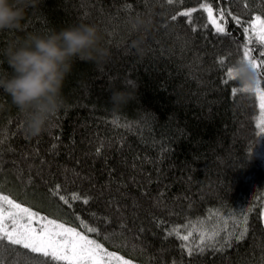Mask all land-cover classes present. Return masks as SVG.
Wrapping results in <instances>:
<instances>
[{"label": "trees", "instance_id": "1", "mask_svg": "<svg viewBox=\"0 0 264 264\" xmlns=\"http://www.w3.org/2000/svg\"><path fill=\"white\" fill-rule=\"evenodd\" d=\"M218 8L232 16L221 19ZM138 14L153 18L150 29L136 30ZM257 15L264 19V0H39L21 32L0 33V48L26 32L92 23L111 58L75 63L66 106L39 137L25 133L0 89V194L77 230L97 228L90 238L130 264H264L260 100L228 76ZM138 38L142 52L132 47ZM248 47L261 59L264 46ZM9 71L0 57V73ZM259 79L264 90V71ZM115 90L132 98L115 106ZM47 260L0 245L2 264Z\"/></svg>", "mask_w": 264, "mask_h": 264}, {"label": "clouds", "instance_id": "2", "mask_svg": "<svg viewBox=\"0 0 264 264\" xmlns=\"http://www.w3.org/2000/svg\"><path fill=\"white\" fill-rule=\"evenodd\" d=\"M39 0H0V33L21 32L28 9L35 8ZM136 30H148L153 18L138 14ZM106 34L92 23H79L59 30L26 32L9 40L0 48L10 71L0 73V89L15 107L26 134L35 138L49 130L54 118L66 106V81L77 61L92 62L100 66L111 58L105 46ZM144 40L138 38L132 47L143 51ZM233 73L242 89H254L259 72L247 59L233 67ZM132 95L115 90L111 102L115 106L126 104Z\"/></svg>", "mask_w": 264, "mask_h": 264}, {"label": "snow or ice", "instance_id": "3", "mask_svg": "<svg viewBox=\"0 0 264 264\" xmlns=\"http://www.w3.org/2000/svg\"><path fill=\"white\" fill-rule=\"evenodd\" d=\"M171 2V0H169ZM201 7L208 13L211 23L216 26L217 32L223 33L225 29L212 18L213 9L210 4H202ZM190 16V12L180 13ZM232 16L230 10L218 8V15L221 19L225 15ZM236 19V17H232ZM173 20L176 16L172 17ZM195 30V29H194ZM248 35L247 41L243 46L242 59H247L253 67L260 73L264 71V47L257 53L261 59L252 56V50L248 44L258 42L264 46V19L260 15L255 16V20L245 28ZM233 67L228 72L229 77H235ZM245 93H254L260 100L261 115L258 126L264 134V90L260 87V79L257 80L254 89H241ZM59 186H57L58 192ZM65 204L69 201L64 196L59 197ZM73 200L81 199L78 195L72 196ZM87 203V199L83 200ZM247 219L244 218L242 231L236 236V240L243 239L248 229L246 227ZM77 227H69L64 223H59L55 219H49L32 211L31 208L23 206L16 200L11 199L9 195L0 194V245L20 246L30 253L41 254L48 258L45 264L63 261L65 264H130L123 256L118 255L116 251H109L103 243L98 242L97 238H90L89 234L98 235V229L90 227L87 224ZM192 235L188 232L181 236V239L188 241ZM209 239H211L209 237ZM199 243H205L203 235L199 238ZM225 243H228L226 240ZM230 246V245H229ZM187 247V246H185ZM191 253V249H188ZM2 264V262H0Z\"/></svg>", "mask_w": 264, "mask_h": 264}, {"label": "rangeland", "instance_id": "4", "mask_svg": "<svg viewBox=\"0 0 264 264\" xmlns=\"http://www.w3.org/2000/svg\"><path fill=\"white\" fill-rule=\"evenodd\" d=\"M263 222H264V212H263Z\"/></svg>", "mask_w": 264, "mask_h": 264}]
</instances>
